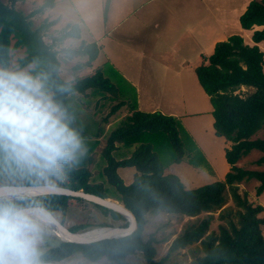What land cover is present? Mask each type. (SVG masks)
<instances>
[{
    "label": "trees",
    "instance_id": "1",
    "mask_svg": "<svg viewBox=\"0 0 264 264\" xmlns=\"http://www.w3.org/2000/svg\"><path fill=\"white\" fill-rule=\"evenodd\" d=\"M20 1L23 0L0 1V68L8 67L11 47L23 48L24 56L17 59L18 67L32 65L30 71L47 77L54 99L65 107L72 127L78 130L75 114L68 106V96L74 93L86 96L92 92L104 94V98L106 94H112L113 85L103 76L101 67L71 82L63 80L59 75L57 52L52 43L44 42L41 35V31L54 24V21H43L35 28L31 21L36 14L52 7L53 0H45L28 13L15 9V4ZM109 2L104 0L103 17L106 16ZM238 21L242 30L251 31L253 44H245L242 36L232 34L226 40L216 42L212 52L203 56L201 63L194 68L196 79L211 104L213 133L230 142L229 147L224 149V159L229 169L223 179L185 188L176 175L164 173L169 163L181 162L187 153L180 137L178 120L157 111L135 110L131 107L134 105L120 100L110 108V114L128 104L130 112L120 125L109 132L101 149L105 161L102 176L108 188L102 183H91V173L84 165L66 168L63 173L66 180L58 181L57 186L81 189L103 198L118 200L133 214L136 229L126 237L88 245L58 242L57 246L42 253L44 262L61 264L66 257L80 254L91 262L104 258L109 264H128L127 256L140 253L147 264H164L170 252L198 243L196 257L190 264H264L263 207L252 204L238 192V184L250 180L258 182L256 196L264 192V137L251 138L258 130H264V54L257 46L259 42H264V0H250ZM79 36L76 24L66 25L57 40ZM63 52L70 58L87 57L84 63L73 67L79 70L91 65L99 53V47L95 42L81 41L77 48H65ZM82 134L87 135L83 131ZM121 146L132 148L131 153L126 158L116 160L112 152ZM252 150L260 152L254 164L263 169L236 166L238 160ZM86 157L90 162L91 158ZM125 167L135 170L129 184H124L117 172ZM229 197L234 207L226 206ZM35 199L59 216L62 224V216L69 205L83 201L63 195H46ZM89 204L103 209L115 221H124L119 226L127 225L126 219L117 212ZM216 211L220 220L218 231L208 232L211 214ZM159 212L186 217L205 213L207 217L186 227L172 241L166 255L156 260L153 239L150 237L143 241L141 235L146 216ZM88 226L89 223L84 222L67 228L78 232Z\"/></svg>",
    "mask_w": 264,
    "mask_h": 264
},
{
    "label": "rangeland",
    "instance_id": "2",
    "mask_svg": "<svg viewBox=\"0 0 264 264\" xmlns=\"http://www.w3.org/2000/svg\"><path fill=\"white\" fill-rule=\"evenodd\" d=\"M41 1L43 0H32L26 4L18 2L15 4V9L27 13L38 7ZM59 1L61 5H56L53 8L57 10L64 6L63 11L66 12V17H63L57 27H61L62 22L76 23L84 20V24H80L83 29L81 28L82 35L79 38H69L60 42L57 39L61 30L53 29L52 25L41 31L44 42L52 43L57 52L60 62L59 75L63 80L71 82L75 78L90 75L97 67H101L103 76L108 78L113 85L112 94H106L104 98H102L104 94H93L92 92L86 96L78 93L68 96V106L75 114V125L78 128L76 131L83 145V156L81 155L78 163L72 166H86L91 173L90 182L102 183L108 188L102 176L105 161L101 156V149L105 145L109 132L120 125L130 112L129 109L133 108V106L129 108V104H136L138 100L143 109L149 111L154 108V112L166 115L173 111L178 116L176 119L179 123L180 137L187 153L181 162L169 163L164 169V173L176 175L185 188H194L222 180L224 176H222V172L226 170L224 153H222L223 144L226 143L229 146L230 143L224 141V138L214 135L213 119L209 112L211 104L194 73V68L201 63V55L207 56L210 51L206 49L205 44L200 48V45L195 46L190 43L188 31L191 25L200 22L209 23L216 16L208 14L203 6L193 8L195 12H199L198 9H202V12L190 15L189 6L191 4L199 5L198 0H114L106 23L103 24L101 10L94 12L89 9L90 12H93L89 13L83 5L77 7L75 0ZM1 2L7 3V0ZM160 3L164 4L163 12L160 10ZM67 4L69 9H66ZM146 10H148L147 14L141 13ZM151 10H153L152 14ZM74 11L80 13L81 16ZM217 14L220 17L219 12ZM42 15L32 17L33 28L43 22ZM146 21L148 22L145 23ZM235 23L237 25V21ZM227 26L231 28L232 22H228ZM81 41L96 42L102 52L100 51L97 59L90 66L75 70L73 67L78 63H84L87 57L71 56L70 58L63 52V49H75ZM9 53L10 61L7 69H31L32 65L24 68H19L17 65V59L24 56L23 48L12 49L11 47ZM120 100L128 101L129 104L110 114V108ZM82 131L87 135L83 136ZM257 137H264L263 129L258 130L251 138ZM131 150L130 147L121 146L114 150L112 155L116 160H120L128 157ZM189 152L190 154H188ZM260 155V152L252 150L240 158L236 166L243 169L261 170L263 167L254 164ZM86 156L91 158L90 162L87 161ZM117 172L124 184H129L135 170L132 167H125L118 169ZM65 180L63 174L60 181ZM14 181L15 178L12 175L0 170V184H14ZM257 185L258 182L255 180L243 181L238 184V192L240 195H245L252 204L262 205L261 215L264 216V192L256 196L255 187ZM109 199L120 203L111 197ZM226 206L234 207L230 197ZM108 214L103 209L82 201L70 204L62 216V220L65 227L84 222L89 223L87 228L78 232L104 226L116 227L124 223L122 220L111 219ZM211 215L208 232H217L220 224L217 217L218 211ZM206 217L205 213H201L197 217L164 212L147 215L141 238L143 241L150 237L153 239L155 259L159 260L166 255L172 241L186 227ZM56 218L60 220L59 216ZM262 234L264 236V227ZM58 242L61 241L46 228L41 244L42 253L57 246ZM198 246V243L192 244L170 252L164 264L192 263L196 257L195 248ZM126 261L128 264H147L140 253L127 256ZM61 264H109V262L104 258L97 262H91L80 254H73L63 259Z\"/></svg>",
    "mask_w": 264,
    "mask_h": 264
},
{
    "label": "clouds",
    "instance_id": "3",
    "mask_svg": "<svg viewBox=\"0 0 264 264\" xmlns=\"http://www.w3.org/2000/svg\"><path fill=\"white\" fill-rule=\"evenodd\" d=\"M82 153L47 77L0 68V170L15 178L9 194L0 196V264H44L41 244L52 213L29 194H54Z\"/></svg>",
    "mask_w": 264,
    "mask_h": 264
},
{
    "label": "crops",
    "instance_id": "4",
    "mask_svg": "<svg viewBox=\"0 0 264 264\" xmlns=\"http://www.w3.org/2000/svg\"><path fill=\"white\" fill-rule=\"evenodd\" d=\"M0 1H2V0H0ZM31 1L32 0H23L20 2L26 4V3H29ZM44 1L45 0L41 1L40 5ZM75 1H76L77 7H79V5H83L84 9L87 10L89 13H93V12H90L89 9H92V11H94V12H98L99 10H101L102 11V17H103L102 7L104 4V0H103V3H102V0H75ZM198 1H199V5L191 4L189 6L190 9H188V11H189L190 15H194V13L202 12V9H198L199 12H195L193 10V8H195L196 6H199V7L203 6L205 8V10L208 12V14H210L211 16H216V17L212 18V21L210 20L209 23L200 22L199 24L191 25L190 28L188 29L189 38L191 40L190 43L194 44L195 46L200 45V48H202V45L205 44L206 49H208V51H210L209 54L212 52L213 46L216 42L226 40L227 37H229L232 34H239L240 36H242L245 44H248V45L253 44V42L250 39L251 31L242 30L240 28L239 21H238L239 16L244 12V10H245V8H246V6L250 0H198ZM113 2H114V0H110V2H109L108 9L106 12V16L103 17V19H102L103 24L106 23V18L110 14V10L112 9ZM3 3H6V2H3ZM56 5H61V2L59 0H53V6L52 7L45 8V10H43L42 12H40L36 15L41 16L43 14L42 15L44 18L43 21H47V20L49 22L54 21V24H52L53 29L55 28V29L61 30L66 25L76 24L78 26V28L80 27L79 31H80V36H81L82 35V32H81L82 26L81 25L84 24L83 19L80 20L79 22L77 21L76 23H70L69 21L62 22V26L57 27L58 23L60 21H62L63 17H66L65 16L66 12L63 11L65 9L64 6L55 10L53 7H55ZM159 5H160V10L163 12L165 9L164 4L160 3ZM66 9H69L68 4L66 5ZM74 10H76V7H74ZM74 12L77 15H80V13H78L77 11H74ZM218 12H219L220 17H218V14H217ZM141 13L147 14L148 10L141 12ZM152 13H153V10H151V14ZM45 18H48V19H45ZM232 19H233V21H232ZM148 21H146L145 23H147ZM230 21L232 22L231 28H229L227 26L228 22H230ZM235 21H237V25H236ZM55 25H56V27H54ZM254 28L259 29L261 27H254ZM69 38H66V39H69ZM66 39H64V40H66ZM70 39H75V38H70ZM91 42H94V41H91ZM95 44H96V42H95ZM96 45L99 47V53H98V55H99L100 51L102 52V49L98 44H96ZM257 46L259 47V49L264 54V42H259L257 44ZM98 55H97V57H98ZM97 57L95 58V60L97 59ZM201 57H203V56L201 55ZM263 70H264V67H263ZM242 90H243V88H242ZM132 105H134L133 109L139 110L142 112H154L155 111L154 108L150 109L149 111H148V109L141 108V104L138 100L136 101V104L133 103ZM124 106H126V105H124ZM211 109L209 110V112H211ZM168 115H171L173 117L178 118V116L173 111L169 112ZM224 141H226V140L224 139ZM227 147H229V146L226 143H224L223 148L225 149ZM222 153H224V150ZM205 158H208V157L205 156ZM210 165H211V163H210ZM224 166H225L226 170H223L222 176L226 173V171L229 168L227 163H224Z\"/></svg>",
    "mask_w": 264,
    "mask_h": 264
},
{
    "label": "water",
    "instance_id": "5",
    "mask_svg": "<svg viewBox=\"0 0 264 264\" xmlns=\"http://www.w3.org/2000/svg\"><path fill=\"white\" fill-rule=\"evenodd\" d=\"M13 187V184L0 185V196H6L9 194L10 189ZM33 198L42 197L46 195H63L80 198L85 202H89L104 208H107L111 211L117 212L127 221V225L116 226V227H101L95 234H89L88 231L84 232H72L67 227H65L60 220L52 213V217L46 226V228L61 242L79 244V245H88L103 240L110 239H119L126 237L134 232L136 229V220L133 214L125 208L122 204L110 200L109 198H103L98 195L85 192L83 190H72L62 186H56L55 193H47L37 195L36 193H30ZM44 264H60L56 262H44Z\"/></svg>",
    "mask_w": 264,
    "mask_h": 264
},
{
    "label": "bare ground",
    "instance_id": "6",
    "mask_svg": "<svg viewBox=\"0 0 264 264\" xmlns=\"http://www.w3.org/2000/svg\"><path fill=\"white\" fill-rule=\"evenodd\" d=\"M98 230H99V229H91V230H88V233L85 234V235L95 234V233L99 232ZM52 238H53V237H52Z\"/></svg>",
    "mask_w": 264,
    "mask_h": 264
}]
</instances>
